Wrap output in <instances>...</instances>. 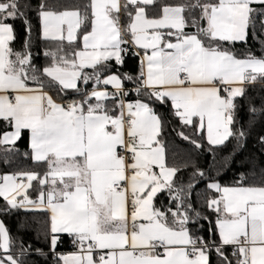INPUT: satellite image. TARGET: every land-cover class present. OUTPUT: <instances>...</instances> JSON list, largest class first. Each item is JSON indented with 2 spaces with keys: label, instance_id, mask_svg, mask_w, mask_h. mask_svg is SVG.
<instances>
[{
  "label": "snow or ice",
  "instance_id": "obj_1",
  "mask_svg": "<svg viewBox=\"0 0 264 264\" xmlns=\"http://www.w3.org/2000/svg\"><path fill=\"white\" fill-rule=\"evenodd\" d=\"M160 107L197 152L232 145L231 184L169 160ZM25 136L36 168L0 174V264H264V0H0L4 163ZM21 212L47 253L13 235Z\"/></svg>",
  "mask_w": 264,
  "mask_h": 264
},
{
  "label": "trees",
  "instance_id": "obj_2",
  "mask_svg": "<svg viewBox=\"0 0 264 264\" xmlns=\"http://www.w3.org/2000/svg\"><path fill=\"white\" fill-rule=\"evenodd\" d=\"M66 3L74 4L80 2V0H64ZM17 31L21 33V36L23 35L20 25H17ZM254 44V51L257 55L261 54V49L259 46V42L250 40V45ZM19 46V42L17 44ZM44 58L41 55L40 56V62L43 63ZM136 67V61L134 58H131L128 60L126 65V70L134 71ZM257 100V106L259 105V94L256 95ZM160 114L165 118L167 125L165 129V135L164 138L167 142L168 146V152H169V160L174 161L176 163H182V162H188L190 165L195 164L198 167L204 169L206 172H208L211 176H216L217 179L220 180L222 184L228 185L233 182V179L235 178L237 173V169L239 167V164H232L229 168H220L221 163L223 162V157H226L229 155L232 149V145H229L228 149H225L222 153H211L207 150L203 152H197L194 150L190 145H188L186 142L180 141L179 138L176 136L175 131L173 129L177 128V122L173 120L168 112L167 107H160L157 109ZM260 131V128L258 127L256 132L258 133ZM256 138V133H253L252 137L248 141V151L245 153V155L248 154V152H252L254 149H256V144L254 143ZM18 153L10 154L7 157L8 162L4 163L5 157L0 154V174L3 173H11L19 170H34L36 168V165L33 164V162L24 156V152L27 149V136H25L23 139L18 141ZM207 147V146H206ZM240 157H237V160H239ZM220 168L219 173L217 172V169ZM192 168L189 167L186 169L183 173V179L185 182L188 181V177L191 175ZM204 188V183L201 182L193 192V200L196 202L197 207L200 206V196L202 193V189ZM161 199L163 200L164 197L162 196ZM2 203V201H0ZM205 214H207V210L204 209ZM6 223L9 225V227L12 229L13 235L21 237L26 244H32L34 247H41L45 253H47V248L44 247L43 240L40 236V228L34 224H31V220L33 219V215L29 214L26 216L23 212H21L19 215H11L5 217ZM214 219V217H213ZM28 221L31 226L27 230L20 229L18 230L17 225H22L25 221ZM201 223L204 225V229L201 230L202 235H207L206 229L208 227L207 221H201ZM67 242V241H66ZM65 242V243H66ZM230 253V250H229ZM27 260V264H47V262L51 259L48 255H39L35 252L31 253L29 257H25ZM216 256H212V264H216Z\"/></svg>",
  "mask_w": 264,
  "mask_h": 264
},
{
  "label": "built area",
  "instance_id": "obj_3",
  "mask_svg": "<svg viewBox=\"0 0 264 264\" xmlns=\"http://www.w3.org/2000/svg\"><path fill=\"white\" fill-rule=\"evenodd\" d=\"M133 95H134V94H133ZM58 250L61 251V252H67V251H70V250H71V245H70L68 242H66V243H64V245H62Z\"/></svg>",
  "mask_w": 264,
  "mask_h": 264
}]
</instances>
